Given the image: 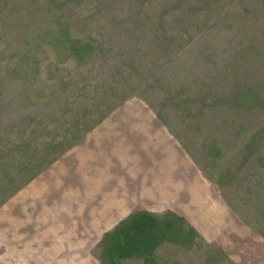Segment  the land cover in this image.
I'll return each mask as SVG.
<instances>
[{"label":"rangeland","instance_id":"374dc122","mask_svg":"<svg viewBox=\"0 0 264 264\" xmlns=\"http://www.w3.org/2000/svg\"><path fill=\"white\" fill-rule=\"evenodd\" d=\"M0 264H264V0H0Z\"/></svg>","mask_w":264,"mask_h":264},{"label":"trees","instance_id":"16d2710c","mask_svg":"<svg viewBox=\"0 0 264 264\" xmlns=\"http://www.w3.org/2000/svg\"><path fill=\"white\" fill-rule=\"evenodd\" d=\"M37 157L38 153L34 158V161L36 160L38 162ZM139 215V220L137 223H135L134 226L136 231V238L128 234H122L121 231L118 232V240L115 242V245L112 249V257L114 258V260L120 261L121 259L129 258L133 255V252L135 250L141 251L143 253L153 250L152 245L149 246L148 244H146L147 239L145 235H143L144 231H146L149 227L146 225H150V223H152V221L150 220L151 217L149 214L145 213Z\"/></svg>","mask_w":264,"mask_h":264}]
</instances>
